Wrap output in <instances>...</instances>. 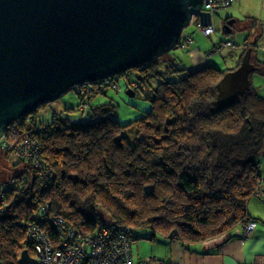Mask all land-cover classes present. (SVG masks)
<instances>
[{
	"label": "trees",
	"instance_id": "obj_1",
	"mask_svg": "<svg viewBox=\"0 0 264 264\" xmlns=\"http://www.w3.org/2000/svg\"><path fill=\"white\" fill-rule=\"evenodd\" d=\"M184 33L192 37L189 45L196 44L193 33ZM249 47L252 74L264 76L254 43L223 70L206 64L188 72L173 63L162 68L161 57L117 74L151 105L125 124L113 118L112 98L93 102L110 89L122 91L117 75L75 87L77 105L53 112L46 125L39 111L48 104L13 122L7 136L34 145L31 157L0 151L25 164L4 186L0 180V264H17L23 250L35 256L32 226L57 242L52 219L81 234L112 225L129 228L133 240L148 231L149 241L161 237L184 246L253 224L249 203L264 201V97L250 76V88L230 106L216 102L218 81Z\"/></svg>",
	"mask_w": 264,
	"mask_h": 264
},
{
	"label": "water",
	"instance_id": "obj_2",
	"mask_svg": "<svg viewBox=\"0 0 264 264\" xmlns=\"http://www.w3.org/2000/svg\"><path fill=\"white\" fill-rule=\"evenodd\" d=\"M204 0H0V137L40 105L72 88L149 63L178 46L195 18L210 24ZM214 19V18H213ZM235 18H226L231 33ZM252 48L218 81L230 106L250 88ZM128 96L135 94L126 90ZM17 264H39L23 250Z\"/></svg>",
	"mask_w": 264,
	"mask_h": 264
},
{
	"label": "rangeland",
	"instance_id": "obj_3",
	"mask_svg": "<svg viewBox=\"0 0 264 264\" xmlns=\"http://www.w3.org/2000/svg\"><path fill=\"white\" fill-rule=\"evenodd\" d=\"M229 15H232L234 18H236V22L234 31L227 36L223 32V24L226 17ZM248 15L251 17H249ZM215 16L220 17V25L218 28H216V25H214L216 30H214L210 37L203 36L197 30L195 23H190L187 27H185V32L193 33L196 44H194L193 47L192 45H189L185 49H182L179 46H175V48H173L171 51L161 56L163 59V61L161 62L163 64L162 68H164L165 65L173 63L176 66L185 68L187 72L195 70L191 68L195 58H192L194 57L192 54H188L191 48L197 50V46H199L202 51H209L212 50L214 44L217 45L221 42L231 41L234 44L235 37L247 30H250L251 32L249 41L251 43L255 42L256 35L255 32L252 34L253 27H251V25L256 24L255 21H262L264 19V0H236L235 3L228 9L217 11L215 13ZM237 51H239V49H225L221 53H216L213 56H206L207 61L205 62V64L214 66L220 70L231 68L233 67L232 59L233 57H236ZM117 78L119 79L118 83H120V85L122 86V91L118 93L110 89V91L107 92L106 96L99 95L93 102L102 103L108 98H112L117 103L113 118L119 123L125 124L139 117L143 112H146L151 107V105L149 100L146 99V95L140 91H138L137 94L133 97L128 96V94H126V90L128 88H126L125 86L126 81L124 76L117 75ZM251 81L253 86L257 89V92L264 97V76L252 74ZM73 89L74 88L61 95L55 102L48 104L45 108L40 109L39 120L43 124L46 125L50 122L53 112H60L66 108L75 107L77 105L78 97L73 92ZM126 134L131 140L135 137L133 133L127 132ZM17 162L18 159L13 153H0L1 185L4 186L7 182H10L14 176L22 173L25 164L20 163L18 165ZM252 200L255 201L256 199L253 198ZM248 224V222H245L244 224L240 225L242 226L244 234ZM247 233L249 234L250 232L247 231ZM141 242L150 243L149 240L145 239L141 240Z\"/></svg>",
	"mask_w": 264,
	"mask_h": 264
},
{
	"label": "built area",
	"instance_id": "obj_4",
	"mask_svg": "<svg viewBox=\"0 0 264 264\" xmlns=\"http://www.w3.org/2000/svg\"><path fill=\"white\" fill-rule=\"evenodd\" d=\"M234 0H204L201 11L209 12L210 24H200V18H195L197 30L203 35L208 36L214 32L213 18L217 11L229 7ZM192 43V37L182 33L178 46L182 49ZM227 48H235L231 41L219 43L213 51L207 52L205 56L222 52ZM10 132L7 129L0 137V151L9 148L19 157H31L29 148L34 144L27 138L13 141L7 136ZM42 178L44 177L41 173ZM3 188L0 185V201L3 198ZM46 207L43 208L44 211ZM50 226L56 229L59 235L57 242H53L37 226L29 229V240L35 242L34 258L39 264H165L158 261L155 256L139 260L134 251V240L129 235V228H116L112 225L103 226L96 235L81 234L74 229L67 230L61 219H52L49 221ZM254 228L249 223L245 234L251 232ZM244 234V231H243ZM244 236H247L245 235Z\"/></svg>",
	"mask_w": 264,
	"mask_h": 264
},
{
	"label": "crops",
	"instance_id": "obj_5",
	"mask_svg": "<svg viewBox=\"0 0 264 264\" xmlns=\"http://www.w3.org/2000/svg\"><path fill=\"white\" fill-rule=\"evenodd\" d=\"M226 18L234 17L229 15ZM255 22L256 24L251 25L253 27L252 34L255 32L256 35L255 42L252 43L256 47L257 61L264 63V19ZM213 23L218 28L220 17L214 16ZM234 29L235 24L232 32ZM249 37H251L250 30L235 37L234 49H239V51H237L236 57L232 59L233 66L236 65V58H239L244 46L252 44ZM204 51L199 46H197V50L193 48L189 50L188 54H192L194 56L192 58H195L191 68H201L205 65L207 58ZM249 204V211L254 217L252 220L254 228L247 236L243 235L242 226H237L230 233L211 238L202 243L184 246L178 241L161 237L156 241H150V243H142L141 240H144V236L149 232H138L135 237L136 240L133 242L135 255L139 260L155 256L157 260L166 264H264V201L256 199L255 201L251 200Z\"/></svg>",
	"mask_w": 264,
	"mask_h": 264
},
{
	"label": "clouds",
	"instance_id": "obj_6",
	"mask_svg": "<svg viewBox=\"0 0 264 264\" xmlns=\"http://www.w3.org/2000/svg\"><path fill=\"white\" fill-rule=\"evenodd\" d=\"M215 16V15H214ZM157 259V258H156ZM159 261V260H158ZM166 264V263H165Z\"/></svg>",
	"mask_w": 264,
	"mask_h": 264
}]
</instances>
